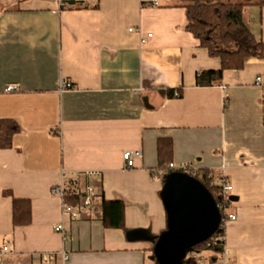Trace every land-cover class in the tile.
<instances>
[{
    "label": "crops",
    "instance_id": "crops-1",
    "mask_svg": "<svg viewBox=\"0 0 264 264\" xmlns=\"http://www.w3.org/2000/svg\"><path fill=\"white\" fill-rule=\"evenodd\" d=\"M158 1L62 8L58 0H0V118L21 127L12 147L0 149L7 264H156L149 240L104 226L101 200L124 202L129 229L175 242L163 172L152 173L162 136L173 140L176 167L208 168L232 185L228 264H264V59L225 70L219 85L198 86L197 73L220 68V59L186 29L184 7ZM244 17L264 41V8L247 6ZM64 80L72 87L62 89ZM180 86L182 96L168 95ZM126 150L141 151L133 168ZM185 175L172 170L166 179ZM64 181L94 188L95 208L77 220L65 214L51 193ZM13 196L31 200L30 224H13ZM60 223L65 237L54 228ZM200 255L186 253L183 264H222L213 250Z\"/></svg>",
    "mask_w": 264,
    "mask_h": 264
},
{
    "label": "trees",
    "instance_id": "trees-1",
    "mask_svg": "<svg viewBox=\"0 0 264 264\" xmlns=\"http://www.w3.org/2000/svg\"><path fill=\"white\" fill-rule=\"evenodd\" d=\"M175 5L182 6L186 11V29L191 32L206 48L211 56L218 57L221 65L218 69H205L197 73L196 84L201 87L219 85L228 69H242L250 58L264 59V41L258 39L249 28L244 9L250 5L264 8V0H174ZM145 3V2H142ZM88 7V5H85ZM97 7V4L93 5ZM63 8V7H62ZM183 88L168 89L170 97L182 96ZM21 127L17 120L0 118V149H9L13 145L14 136L20 132ZM174 143L171 137L162 136L157 140V166L153 174L160 175L166 180L171 169L168 165L173 162ZM212 193L216 201L222 191L223 184L214 183L213 172L208 168H199L194 177ZM12 195L10 190L5 192ZM65 203L76 205L79 202L77 195L67 194ZM230 202V201H229ZM101 220L107 228L122 229L129 240L145 239L151 243L155 250L158 235L144 229H129L125 221V204L122 200H101ZM12 221L15 226L28 225L32 220V205L28 198L13 196ZM222 221L218 231L207 242L193 247L192 252L202 253L213 250L221 254L225 247L224 223L227 214L220 209ZM209 242V244H208Z\"/></svg>",
    "mask_w": 264,
    "mask_h": 264
},
{
    "label": "water",
    "instance_id": "water-1",
    "mask_svg": "<svg viewBox=\"0 0 264 264\" xmlns=\"http://www.w3.org/2000/svg\"><path fill=\"white\" fill-rule=\"evenodd\" d=\"M171 179H166L164 186L175 242L170 243L167 236L163 237L156 245L155 254L161 264H170L168 260L172 264H183L186 253L218 231L222 215L212 193L193 176ZM159 244L166 247V253L158 252Z\"/></svg>",
    "mask_w": 264,
    "mask_h": 264
},
{
    "label": "built area",
    "instance_id": "built-area-1",
    "mask_svg": "<svg viewBox=\"0 0 264 264\" xmlns=\"http://www.w3.org/2000/svg\"><path fill=\"white\" fill-rule=\"evenodd\" d=\"M97 1L98 0H58L61 7H67V6L71 7V6H78V5H83V4H94V3H97ZM150 3L156 6L159 5L158 0H150ZM144 4H147V3H144ZM148 36H152V34L150 33ZM261 80H262L261 76L257 78V82H260ZM71 87H72V84L70 82L66 80L62 81V85H61L62 89L71 88ZM6 90L14 91V90H17V87L14 85H8L6 87ZM140 156H141L140 150L124 151L123 158L126 163V167L128 168L135 167L136 159L139 158ZM168 168L171 170H178L185 174H189L193 177H195L196 171H197V168L191 165H187V164H182L179 167H176V165L173 162L168 165ZM162 175H164V173H162ZM213 181L214 183L220 182L223 184L222 191L219 194L217 203H218L219 208L222 209L227 214L225 221L228 219L234 220L236 218V215L227 213V208L230 203L229 193L232 190V185L228 182L226 178H224V176L218 175V174L213 175ZM51 193L52 195L57 196L62 200L63 212L69 215L73 220H77L80 218V212L90 211L95 208V197L97 195V192L94 188L87 187L85 191H81L79 190L78 187L71 185L68 182L64 181L61 184L52 186ZM67 194L77 195L79 197V202L76 205H69L65 203L64 198ZM54 228L56 231L61 232L64 237L67 236V230L62 223L55 225ZM9 249L10 247L8 244L0 245V264H7L6 255L9 252ZM220 255L222 258L221 263L228 264V252L225 247H224L223 252ZM60 256L63 262H66L69 257L68 252L66 250H62L60 252ZM43 260L46 263L49 262L48 257L46 256H43Z\"/></svg>",
    "mask_w": 264,
    "mask_h": 264
},
{
    "label": "rangeland",
    "instance_id": "rangeland-1",
    "mask_svg": "<svg viewBox=\"0 0 264 264\" xmlns=\"http://www.w3.org/2000/svg\"><path fill=\"white\" fill-rule=\"evenodd\" d=\"M161 251H163L164 253H166V247H162L160 244H159V246H158V252H161ZM161 254V253H160ZM210 254V251L209 250H206V251H203L202 253H201V255H200V258L201 257H203V256H208ZM155 256H156V254H155ZM158 256V255H157ZM156 256V258H157V260H155V263L156 264H161L162 263V261H161V259H158V257ZM160 257V256H159ZM203 259H206L205 257H203ZM168 262L170 263V264H172L171 263V261H169L168 260ZM198 262V263H197ZM195 264V263H194ZM196 264H205L203 261H196Z\"/></svg>",
    "mask_w": 264,
    "mask_h": 264
}]
</instances>
